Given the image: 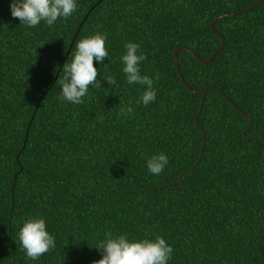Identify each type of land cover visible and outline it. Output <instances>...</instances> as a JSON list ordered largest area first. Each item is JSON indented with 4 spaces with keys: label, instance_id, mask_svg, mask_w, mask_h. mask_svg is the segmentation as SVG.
Masks as SVG:
<instances>
[{
    "label": "trees",
    "instance_id": "16d2710c",
    "mask_svg": "<svg viewBox=\"0 0 264 264\" xmlns=\"http://www.w3.org/2000/svg\"><path fill=\"white\" fill-rule=\"evenodd\" d=\"M96 1L28 27L0 0V264H92L106 231L163 237L167 264H264V3L213 21L224 42L210 61L177 52L184 83L205 89L200 102L171 50L206 59L219 44L209 20L258 0ZM97 32L107 36L108 57L94 60L101 88L90 86L82 104L62 101L64 64ZM128 42L154 80L147 106L138 103L145 87L122 70ZM121 106L133 112L118 115ZM161 152L168 164L151 174L147 160ZM33 216L56 243L37 260L18 237Z\"/></svg>",
    "mask_w": 264,
    "mask_h": 264
},
{
    "label": "clouds",
    "instance_id": "9594fccd",
    "mask_svg": "<svg viewBox=\"0 0 264 264\" xmlns=\"http://www.w3.org/2000/svg\"><path fill=\"white\" fill-rule=\"evenodd\" d=\"M76 9V0H12L10 4L12 17L18 18L28 27H36L41 21L52 26L61 17H70ZM106 39V34L97 32L75 44L74 56L70 63L64 64L63 76L61 78L60 75L57 81L62 89V101L82 104L90 86L101 88L94 60L103 62L108 57ZM124 47L126 51L121 56L123 73L129 85L139 84L145 87L138 103L142 102L147 106L155 101L156 91L153 87L154 80L147 75H141L140 63L146 56L139 52L140 45L137 43L128 42ZM156 79H159L158 74ZM103 81L117 86L112 75H107ZM132 112V107L121 106L118 115ZM167 164L168 157L161 152L147 160V169L151 174L159 175ZM18 237L26 256L31 260H37L56 247L55 237L46 230V222L42 216L26 219L19 229ZM95 248L101 251L102 258L92 264H167L173 252L172 247L161 236H157L155 240H129L127 234L114 235L111 231L104 233V238L98 241Z\"/></svg>",
    "mask_w": 264,
    "mask_h": 264
},
{
    "label": "water",
    "instance_id": "95a60500",
    "mask_svg": "<svg viewBox=\"0 0 264 264\" xmlns=\"http://www.w3.org/2000/svg\"><path fill=\"white\" fill-rule=\"evenodd\" d=\"M98 1H99V0H97L96 2H98ZM263 3H264V0H258L257 2H255V3L251 4V5H249L248 7L243 8V9H241V10L234 11V12L219 13V14H216L215 16H213V17L209 20V22H208V27H209V29L211 30V32H212L213 34H215V35L219 38V44H218V46L216 47V49H215V50L209 55V57H207L206 59H200V58H199V57H198V56H197L192 50H190V49H188V48H186V47H176V48H173V49L171 50V52H170V57L172 58V61H173V65H174V69H175V72H176L177 78H178L179 81L184 85V87H185L186 89H188L189 91H191V92H193V93H197V94H199V96H200V102H201V100H202V98H203V96H204L205 89H191L188 85H186V84L184 83V81L182 80V77H181V75H180V72H179L178 66H177V60H176V54H177V52H178V51L188 52V53H190L195 59H197L199 62H202V63H205V62L210 61L211 58H212L217 52L220 51L221 47L223 46V42H224L223 37H222V36H221L216 30L213 29V27H212L213 21H215V20L218 19V18L225 17V16H231V15H237V14H240V13H242V12H245V11H247V10L253 8V7H256L257 5L263 4ZM93 5H94V4H93ZM93 5H91L90 9L93 7ZM90 9H89V10H90ZM89 10H88V11H89ZM88 11H86V13L84 14L82 20L78 23V25H77V27H76V29H75V32L73 33V37H72V39L70 40V42H69V44H68V46H67V49L65 50V52H64V54H63V56H62V58H61V60H60V62H59V64H58V66H57V69H56V72H55V74H54V76H53L52 82L56 79V75H57V73H58L59 70H60L61 63H62L63 59L65 58V56L67 55L68 50H69V48H70V46H71V44H72L73 38H74V36L76 35V32H77L79 26L81 25L83 19H84L85 16L87 15ZM246 118H247V119H250L249 116H246ZM195 119H196V116L194 117V121H195ZM29 121H30V120H28V122H27V124H26L25 131H24L23 142H22L21 147H20V149H19L18 152H20L21 149H22V147L24 146V142H25V138H26V134H27V128H28V126H29ZM199 152H200V151H199ZM179 179H180V178H179V174H178V176H177V181H179Z\"/></svg>",
    "mask_w": 264,
    "mask_h": 264
}]
</instances>
